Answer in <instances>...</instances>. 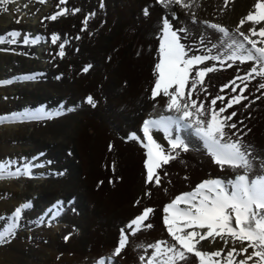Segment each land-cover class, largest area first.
Segmentation results:
<instances>
[{"label":"bare ground","instance_id":"6f19581e","mask_svg":"<svg viewBox=\"0 0 264 264\" xmlns=\"http://www.w3.org/2000/svg\"><path fill=\"white\" fill-rule=\"evenodd\" d=\"M255 3L229 0L225 6L224 0H196L191 12L174 7L175 19L156 0H66L65 4L60 0H16L7 6L8 11H0V37L11 39L9 33L20 34L17 43L0 44V82L11 81L0 83V117L19 118L25 113L51 116L0 124V162H15L12 171L25 163L36 165L31 177L0 181V231L12 223L16 207L25 202L32 205L23 213L14 237L0 243V264H97V257L105 254L96 255L101 251L108 254L106 264H119V258L126 264H143L140 256L147 259L153 251H145L149 244L173 242L163 224V207L205 179L227 180L235 173L221 170L201 142L181 131L180 135L191 141L190 151L181 152L158 170L159 186L146 183L145 149L130 139V133L136 131L143 139L144 120L173 115L166 111L167 98H151L162 18L169 15L175 28H186L182 42L199 55L202 52L197 46L204 50L200 38L211 47L218 43L219 35L203 21L234 31ZM64 7L69 14L55 21L47 19ZM146 7L147 17L143 14ZM193 12L196 23L191 19ZM249 26L245 24L241 30L247 31ZM53 34L60 37L55 44L51 42ZM25 39L38 43L25 44ZM61 44L62 58L58 55ZM87 65L91 68L85 73ZM250 66L225 65L208 74L205 86L211 95L201 93L199 97L205 107L224 84L244 75ZM260 82L264 81H251L244 93L248 100L225 113L237 112L232 121L237 129L231 131L250 147L257 165L264 162V89L257 90ZM238 93L239 89L232 93L229 88L219 94L227 99ZM88 96L94 98L96 107L86 102ZM248 104L251 106H244ZM220 106L218 101L217 108ZM153 135L168 147L163 133L154 131ZM41 151L44 153L37 156ZM258 172L257 167L249 175L255 178ZM58 202L62 208L54 216ZM146 207L155 210L145 221L153 227L129 235L125 250L115 257L120 230L130 231L127 222ZM221 247L219 241L203 244L205 251ZM188 264L197 261L192 257Z\"/></svg>","mask_w":264,"mask_h":264},{"label":"snow or ice","instance_id":"6c2138e0","mask_svg":"<svg viewBox=\"0 0 264 264\" xmlns=\"http://www.w3.org/2000/svg\"><path fill=\"white\" fill-rule=\"evenodd\" d=\"M15 2L16 0H0V11H8L7 6ZM39 2L45 3L46 0ZM228 2L229 0H224L225 6ZM65 3L66 0H60V4ZM156 3L175 19L177 17L173 11L174 7L191 12L196 0H156ZM69 12L70 10L64 7L47 19L55 21ZM143 14L149 16L147 7L143 9ZM172 19L169 15L162 18L159 59L154 65L155 81L151 98L153 100L157 97L167 98L166 111L173 115H161L158 119L144 120L141 129L143 139L135 133L130 136V139L139 142L145 149L146 183L154 182L159 186L161 178L158 170L175 161L181 152L190 151L191 141H186L180 135L181 131L187 132L201 142L203 149L221 170H231L235 175L234 178L227 180L205 179L193 190L177 195L167 203L162 210L163 224L173 242L159 240L149 244L145 251L148 248L152 249L151 255L147 259L141 255L139 259L143 264H188L192 257L196 259L197 264H264V162L257 165L250 147L243 143L242 137L231 131L237 129V123L232 122L237 112L232 111L225 115L234 105H240L242 101L248 100L244 93L251 81L258 78L264 81V0H256L252 10L240 19L234 31L220 23L203 21L202 23L208 29H212L214 34H219L218 43L211 44V47L207 46L203 37L200 38L199 43L206 54L198 55L188 44L182 42V33H186L187 29L175 28ZM191 19L196 23L194 12ZM249 23L247 31H242L243 26ZM84 24L87 25V20ZM8 35L11 39L0 37V44L17 43V37L20 35L18 32ZM59 39V36L53 34L51 42L55 44ZM23 43L35 44L38 41L25 39ZM214 50L216 54H213ZM58 55L61 58L65 55L62 44ZM209 61L216 63L209 66L207 63ZM246 63L251 65L249 70L244 75H237L219 90V93H224L225 89L230 88L232 93H237L239 89V93L227 99L225 95L218 93L206 108L205 102L199 97L201 93L211 95L205 86L208 74L224 68L225 65L231 68L235 64ZM200 65L203 67H199ZM90 68L91 65L85 66L83 72H88ZM32 78L34 77H25ZM237 81L241 83L238 84ZM261 89H264V82L258 83L257 90ZM194 95L196 98H193ZM218 101L221 102L219 108ZM86 102L93 108L96 107V101L92 96H88ZM41 118L51 116L42 117L40 114L25 113L19 118L0 117V124ZM154 131L163 133L167 148L154 137ZM14 163L0 162V181L21 176L31 177V169L36 166L25 163L12 171ZM257 167L259 172L252 178L249 174ZM146 195L150 196L151 193L148 192ZM31 207L30 202H25L15 208L11 216L12 223L0 231V243H7L14 237L23 213ZM61 208L62 203L58 202L54 216L59 215ZM154 211L152 207L144 208L140 215L126 225V229L130 231L126 232L124 228L120 230L118 246L114 249L115 257H119L125 250L129 243V235L135 236L142 229L153 227L151 223L145 224V221L149 220L150 214ZM68 238L65 237V240ZM218 241L222 242L223 247L214 251L203 250L204 242L213 245ZM97 264L106 262L100 259Z\"/></svg>","mask_w":264,"mask_h":264},{"label":"rangeland","instance_id":"374dc122","mask_svg":"<svg viewBox=\"0 0 264 264\" xmlns=\"http://www.w3.org/2000/svg\"><path fill=\"white\" fill-rule=\"evenodd\" d=\"M197 48H198V51H199V52H202V54H204V53H203L204 50L201 49L200 46H197ZM199 67H203V65H200ZM222 95H223V94H222ZM60 104H61V106H63V105H64V102L62 101V102H60ZM38 110H39V109H38ZM112 126H113L112 124L109 125L110 130H112V129H111ZM129 133H130V132H129ZM132 133H135V134H136V131H132L130 134H132ZM43 153H44V152L41 151V152L37 153V156H41ZM183 191L187 192L188 190H183ZM73 199H74V198H73ZM73 199H71L70 203L73 202ZM129 222H130V221H128L127 224H128ZM102 252L105 253V254H103ZM100 253H102L103 255H101V256H99V257H97V258H98L99 260H100V259H104V260L106 261V260H107L106 258H107V255H108V254H106L107 252H105V251H101V252H98L96 255H99ZM70 254L72 255L73 252H71ZM86 258H87V257H86ZM86 258H85V259H86ZM139 260H140V259H139ZM117 262H119V264H126L125 261H123V259H121V258L117 259ZM135 262H137V260H135ZM79 264H83V263L80 262Z\"/></svg>","mask_w":264,"mask_h":264}]
</instances>
